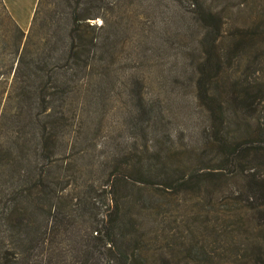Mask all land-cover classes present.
Masks as SVG:
<instances>
[{
    "label": "trees",
    "instance_id": "16d2710c",
    "mask_svg": "<svg viewBox=\"0 0 264 264\" xmlns=\"http://www.w3.org/2000/svg\"><path fill=\"white\" fill-rule=\"evenodd\" d=\"M110 1L36 0L25 32L0 4L16 33L13 66L0 93V264H208L192 233L179 246L151 247L152 235L167 232L145 224L155 219V207L137 196L150 185L188 200L207 198L213 242L221 241L222 252L239 249L233 264H264V76L249 81L255 56L264 62V3L237 29L222 28L220 11L198 14L206 29L201 43L209 38L215 46L203 47L196 64L194 101L204 112V136L199 152L187 156L199 161L211 149L217 167L183 168L161 144L149 158L160 180L148 181L132 147L100 157L99 164L113 167L92 181L79 163L80 144L84 120L99 114L102 73L113 72L115 63ZM222 29L231 34L219 42ZM235 66L240 70L232 75ZM230 183L239 186L244 203L233 210L214 206L208 199L218 197L216 187ZM225 218H233V226L218 235ZM232 230L255 235L240 246Z\"/></svg>",
    "mask_w": 264,
    "mask_h": 264
},
{
    "label": "rangeland",
    "instance_id": "374dc122",
    "mask_svg": "<svg viewBox=\"0 0 264 264\" xmlns=\"http://www.w3.org/2000/svg\"><path fill=\"white\" fill-rule=\"evenodd\" d=\"M110 2L115 4V63L113 72H104L101 76L98 117L93 121L84 120L88 128L80 144L84 153L79 163L87 170L86 176L96 181L101 172H108L113 167L112 164H99L100 157L112 150L133 147L145 172L143 178L148 181L160 180L152 176L159 172L157 164H151L149 158L161 144L164 145L162 150L168 148L170 153L179 157L183 168L199 170L202 167H217L218 154L211 149H207L199 161L187 156L188 151L199 152L203 142L201 137L204 136V112L194 101V83L198 77L196 64L203 47L208 50L215 46L209 38H205L204 45L201 43H204L202 35L206 29L198 20V14L201 11H220L222 28L230 23L231 28L237 29L245 21L256 17L254 15L264 0ZM25 29L21 31L25 32ZM224 30L220 32L219 42L225 41L231 34V30L229 34ZM15 38V31L0 10V93L9 80V67L13 66ZM255 57L257 61L250 72L249 81L259 83L264 76V62L262 56ZM239 70L235 66L230 72L235 75ZM137 95H140V100ZM137 101H140L138 108ZM261 118L264 120V101ZM207 185L201 184L200 188L204 189ZM150 186V189H141L137 196V200L155 207V219H148L145 224L152 231L161 228L167 232L165 238L152 235L151 247L163 244L179 246L182 241L190 240L188 234L192 233L195 244L202 246L200 253L208 264L234 263L239 249L236 252L234 247L233 253L230 252L233 249L222 252L221 241L213 242L212 228L208 224H214L215 216L212 207L205 205L207 198L188 200L174 195L172 191L161 192L156 186ZM216 188L218 197L212 194V198L208 199L215 203L214 206L233 210L232 206L236 208L238 202L244 203L239 186L230 183L226 188L221 184ZM232 220L225 218L218 225V235L223 229H231ZM187 227L190 231H187ZM254 235L255 232L249 230L247 233L232 230V236L240 246H243L245 236ZM216 238L220 239V236ZM185 262L190 264L189 260Z\"/></svg>",
    "mask_w": 264,
    "mask_h": 264
},
{
    "label": "crops",
    "instance_id": "0c3cea01",
    "mask_svg": "<svg viewBox=\"0 0 264 264\" xmlns=\"http://www.w3.org/2000/svg\"><path fill=\"white\" fill-rule=\"evenodd\" d=\"M36 0H0L5 13L20 30L27 27Z\"/></svg>",
    "mask_w": 264,
    "mask_h": 264
}]
</instances>
